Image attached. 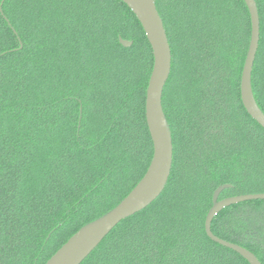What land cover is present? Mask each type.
<instances>
[{"label":"trees","instance_id":"16d2710c","mask_svg":"<svg viewBox=\"0 0 264 264\" xmlns=\"http://www.w3.org/2000/svg\"><path fill=\"white\" fill-rule=\"evenodd\" d=\"M253 91L264 112V0ZM172 50L163 109L174 160L162 195L83 264H249L213 242V194L264 193V129L241 101L251 40L244 0H157ZM0 264H45L146 173L154 57L120 0H0ZM133 42L124 48L119 38ZM212 232L264 264V200L220 212Z\"/></svg>","mask_w":264,"mask_h":264},{"label":"water","instance_id":"95a60500","mask_svg":"<svg viewBox=\"0 0 264 264\" xmlns=\"http://www.w3.org/2000/svg\"><path fill=\"white\" fill-rule=\"evenodd\" d=\"M137 17L152 48L154 65L146 95V121L153 143V157L143 178L130 193L111 211L80 228L58 249L45 264H83L107 236L124 220L145 210L164 192L173 167L174 142L164 109L163 93L172 71V50L158 12L157 0H120ZM251 18V40L241 77V101L248 115L264 129V112L260 109L253 91V70L261 41V20L256 0H244ZM2 12V8L0 9ZM124 48L133 42L119 38ZM231 188L222 185L213 194L205 231L215 243L233 250L249 264H262L250 250L226 241L212 232L215 217L224 209L249 201L264 200V193L245 194L220 199Z\"/></svg>","mask_w":264,"mask_h":264}]
</instances>
